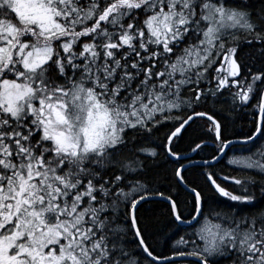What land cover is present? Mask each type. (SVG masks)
Wrapping results in <instances>:
<instances>
[{"label":"snow or ice","instance_id":"1","mask_svg":"<svg viewBox=\"0 0 264 264\" xmlns=\"http://www.w3.org/2000/svg\"><path fill=\"white\" fill-rule=\"evenodd\" d=\"M0 264H264V0H0Z\"/></svg>","mask_w":264,"mask_h":264}]
</instances>
